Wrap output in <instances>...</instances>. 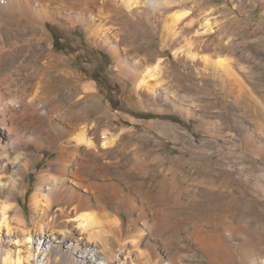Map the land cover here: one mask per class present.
Here are the masks:
<instances>
[{
  "label": "bare ground",
  "instance_id": "bare-ground-1",
  "mask_svg": "<svg viewBox=\"0 0 264 264\" xmlns=\"http://www.w3.org/2000/svg\"><path fill=\"white\" fill-rule=\"evenodd\" d=\"M203 5L204 1L194 0H0V234L4 230L9 239L21 233L23 241L37 245L35 254L27 248L20 253L0 247V264H176L172 255L166 258L169 240L159 228L158 216L168 197L176 200V184L168 187L162 182L150 193L134 189L132 193L128 183L117 179L119 170L116 178L112 176L111 167L119 157L110 160L106 156L117 147L121 132L116 134L109 123L94 122L90 128L86 123L91 116L88 104L74 109L73 105L95 91L92 82L80 86L73 103L64 104L66 95L54 98V92L65 90L75 74L66 69L52 74L58 67H65L69 59L53 52V35L47 25L63 30L79 26L92 45L109 51L112 68L131 84L130 97L136 96L139 106H149L142 96L168 101L151 82L160 79V61L152 67H138L136 59L128 62L121 57L110 41L119 37L115 25L119 20L129 24L134 16L145 17L148 11L154 16L161 9L175 8L167 26L162 27V38L165 43H176L177 47L172 45L175 60L186 56L192 62L197 38L212 36L216 29L211 10L202 11ZM194 9L203 15L201 23L200 18H192ZM119 13H124L123 18H117ZM185 17L188 22H184ZM195 24L200 28L194 30ZM233 27L242 29L241 23ZM130 29L124 38L128 42L135 31ZM188 33L192 36H186ZM179 37L183 40L178 42ZM47 51L41 65H36ZM24 60L28 67L23 65ZM124 139L122 150L126 151L133 145L131 133L124 134ZM138 139L143 142V138ZM30 148L37 152L35 156L29 155ZM44 148L54 151L56 157L36 172L38 182L29 197L28 223L18 199L26 196V175L41 161ZM139 148L131 156L129 168L123 170L126 175L137 172L142 180L135 185L141 189L152 165L160 168L159 177L166 175L161 153ZM122 211L129 216L126 227L122 226ZM214 215L205 228L192 229L188 238L211 261L222 263L234 237L252 235L255 228L249 229L234 217ZM149 233L160 238L162 248L151 238L145 239Z\"/></svg>",
  "mask_w": 264,
  "mask_h": 264
},
{
  "label": "rangeland",
  "instance_id": "rangeland-1",
  "mask_svg": "<svg viewBox=\"0 0 264 264\" xmlns=\"http://www.w3.org/2000/svg\"><path fill=\"white\" fill-rule=\"evenodd\" d=\"M194 1H204L205 9L202 11L211 10L210 18L216 29L212 36L197 38L192 50L195 53L192 62L186 56L175 60L172 45L177 47L176 43H165L162 38V27L167 26L169 14L175 8L161 9L154 16L148 11L145 17H137L140 21L134 16L129 24L119 20L115 25L118 40L110 38L114 44L111 46L118 48L120 56L126 57L128 62L136 59L138 67H152L160 61V79L151 82L158 86L160 95L167 96L168 101L152 100L150 96L144 95L143 100L150 105L139 106L136 96L130 97L131 84L128 79L112 68L113 58L106 48L92 45L79 26L63 30L57 25L48 24L53 35V52L69 59L65 67H58L52 74L56 75L64 69L75 74L69 88L57 90L53 96L59 99L66 95L64 104L68 105L75 102V95L79 93L82 84L92 82L95 85L92 95L73 106L76 109L89 105L91 116L86 123L90 128L94 122L109 123L111 129H116V134L121 132L117 136V147L106 156L110 160L119 157L118 164L111 167L112 176H116L119 170L117 179L119 177L128 183L127 187L131 188L132 193V189L150 193L162 182L168 187L171 183L176 184V200L168 197L160 207L162 213L158 215L161 221L159 228H162L169 240L166 258L174 257L176 264H262L264 0H255L254 3L246 0ZM242 1L243 5L240 4ZM198 9L193 10L192 18H200L201 23L203 15ZM123 16L124 13H119L117 18ZM183 20L188 22V17ZM236 23H241L242 29L234 28ZM130 28L135 31L132 40L128 42L124 38ZM199 28V24H195L194 30ZM189 35L192 36L191 33L186 36ZM180 39L183 40L179 37L178 42ZM47 55L48 51L36 65H41ZM23 65L29 66L27 60H24ZM127 132L132 135L133 145L123 151L124 134ZM139 137L143 138L142 143ZM139 146L146 152L150 150L153 154L161 153L166 175L159 177L160 168L152 165L141 189L135 185L142 180L137 172L128 175L124 173L129 168L131 156L140 150ZM28 153L32 156L37 154L34 148H30ZM41 153V161L26 175L29 190L25 197L18 199L21 207H24L28 223L29 197L38 182L36 172L44 169L56 157L54 151L46 148ZM108 204L111 205V201ZM213 214H216L215 217L218 215L217 218L234 217L246 223L249 229L255 228V232L250 233L252 235L241 233L234 237L230 244L232 246H229L230 251L225 249L227 254L230 253L222 263L211 261L200 246L188 238L192 229L199 230L211 223ZM120 217L122 226L126 227L129 216L122 211ZM13 235L8 239L3 230L0 234V247L18 250L20 253L27 248L36 253L35 243L29 245L23 241L21 233ZM74 237L78 236L74 234ZM148 237L162 248L157 235L149 233L145 239ZM7 240L13 242L7 243ZM120 259L121 262L125 261Z\"/></svg>",
  "mask_w": 264,
  "mask_h": 264
}]
</instances>
